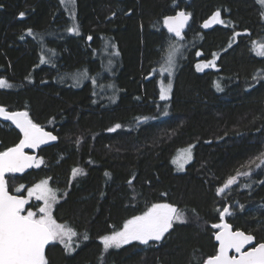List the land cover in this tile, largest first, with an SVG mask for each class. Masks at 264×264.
Listing matches in <instances>:
<instances>
[{
    "label": "trees",
    "instance_id": "obj_1",
    "mask_svg": "<svg viewBox=\"0 0 264 264\" xmlns=\"http://www.w3.org/2000/svg\"><path fill=\"white\" fill-rule=\"evenodd\" d=\"M263 6L74 0L69 13L62 0H0V79L11 85L0 87V104L58 136L39 166L7 176L8 188L20 194L49 180L54 218L79 235L70 253L51 243L48 264H204L218 253L213 226L225 207L234 229L264 242V56L253 50L264 39ZM180 9L193 19L177 38L164 18ZM217 11L224 23L203 27ZM172 47L173 89L163 100L155 71ZM201 62L214 66L201 71ZM20 139L0 121V152ZM186 148L191 160L181 167ZM154 203L176 205L185 221L162 240L104 250L101 237Z\"/></svg>",
    "mask_w": 264,
    "mask_h": 264
},
{
    "label": "snow or ice",
    "instance_id": "obj_2",
    "mask_svg": "<svg viewBox=\"0 0 264 264\" xmlns=\"http://www.w3.org/2000/svg\"><path fill=\"white\" fill-rule=\"evenodd\" d=\"M261 3H264V0H261ZM189 16L190 14L180 11L174 16L165 17L164 24L168 32L173 33L177 38H182V31L189 20ZM210 23H224L220 19L219 11L213 14L210 21H205L203 27L208 28ZM69 31L74 32L77 29L73 27ZM253 43L255 44V42ZM176 50L178 49L175 47L171 48L166 60L167 67L163 69L169 75L175 68L173 52ZM253 50L256 51L257 55L264 56V44H260ZM41 62H44L43 57ZM213 66L212 62L204 65V67ZM197 68L202 70L200 65H197ZM10 86L5 80L0 79V87ZM217 87L219 88V85ZM170 88L171 84L168 88L161 89V99L168 98ZM0 116L11 120L23 133V139L20 140L19 144L0 152V264H48L45 257V246L52 241L59 240L67 250H71V237L76 235L71 228L57 223L52 215V207L57 201L55 191L48 187L47 180L29 188L28 197L35 196L37 200L44 202V206L38 209L39 216L33 211H27V214L24 215L22 213L25 211L28 199L10 195L4 177L6 173L23 172L26 168L31 167L33 162L37 166L42 163V161H37L35 157L27 155L24 148H36L48 140H56L57 137L33 123L26 111L9 113L0 107ZM112 130L110 129V131ZM188 158H190V151ZM257 159L261 164H264V153H261ZM180 166L183 167L182 164ZM79 171L73 169V176L77 175ZM239 175H248V173L238 172L237 176ZM237 176L228 178L219 191L222 192L235 183ZM19 190L18 188L17 191ZM225 214H229L228 207L223 209L221 216L223 217ZM183 220V213L174 205L154 203L143 214L127 220L120 231H115L100 239L105 251L113 247L119 248L132 241L148 244L150 240H161L164 234L172 228L174 221L183 222ZM213 227L222 229L216 234V240L220 242V247L218 254L208 258L206 264H264V243H259L247 251H242L245 245L253 241L252 235L242 231L233 232L228 224H217ZM84 239H88L87 235L84 236ZM230 249H234L239 255L230 256L228 254Z\"/></svg>",
    "mask_w": 264,
    "mask_h": 264
},
{
    "label": "rangeland",
    "instance_id": "obj_3",
    "mask_svg": "<svg viewBox=\"0 0 264 264\" xmlns=\"http://www.w3.org/2000/svg\"><path fill=\"white\" fill-rule=\"evenodd\" d=\"M62 2L65 5V7L67 8V10L69 11V13H72L73 12V8H74V0H62ZM255 44H256L255 45V48L258 47L260 44H264V39L257 40V42H255ZM173 56H174V59H176V56L175 55H173ZM166 60H165V62L160 67H158L157 71H155L157 74L160 75V78H159L160 92H161V89L162 88H168L169 84H171L170 91L168 92V98L167 99H163V100H168V99L171 98L172 89H173L172 87H173L174 77H175V71H176V67L173 69V71H172V73L170 75L167 72L163 71V69L167 67ZM175 62H176V60H175ZM207 63H209V62H201V63L198 64L202 68L201 71H203L206 68V67H204V65L207 64ZM176 65H177V63H176ZM207 68H211V67H207ZM89 73H90V71H88L86 73V75L89 76ZM43 127L45 128V126H43ZM118 128H120V126L119 127L115 126L113 128V130H117ZM189 151H190V158H188ZM190 160H191V149L190 148H186V149L181 150L178 153L177 158H176L177 163L179 165L182 164L183 166L186 165ZM38 161H41V158L40 157L38 158ZM36 166H37V164H36ZM177 169L179 171H182V169L179 168V167H177ZM41 181H43V180L34 182L33 184L29 185L28 187L22 186V187L19 188L20 189L19 190V193L20 194H18V195H21V193L24 192V194H22V196H24L26 199H28V203L26 204L25 211L23 212L24 215L27 214V211H33V212L37 213V216H39L38 209L40 207H43L44 206V202L42 200H37L35 196L28 197V189L31 188V187H33L34 185H36L37 183H39ZM47 181H48V187H50L52 189V187L50 186L49 180H47ZM56 197H57V194H56ZM57 201H58V199H57ZM56 202L54 203V205L52 207V215H53V210H54V207H55ZM53 217H54V215H53ZM184 218H185V216H184ZM183 221H185V219ZM176 222L177 221H174L173 222V226H172V228L169 229V231H171L174 228V225H175ZM57 223H59V222L57 221ZM60 224H62V223H60ZM68 228H70V227H68ZM72 230H74V229H72ZM219 230H220V228H219ZM75 233H76V235L71 237V250H67L65 248V245L62 244L59 240L53 241L52 243L61 244L65 248V250L70 253V252H72L74 250L76 244H79V242H80L78 240V237H79L78 233L76 231H75ZM167 233H165L164 236H166ZM163 237L161 238V240L163 239ZM152 241L153 240H150L148 243H150ZM134 242H139V241H132L129 244L134 243ZM139 243H141V242H139ZM124 245H128V244H124ZM124 245H122V246H124Z\"/></svg>",
    "mask_w": 264,
    "mask_h": 264
},
{
    "label": "water",
    "instance_id": "obj_4",
    "mask_svg": "<svg viewBox=\"0 0 264 264\" xmlns=\"http://www.w3.org/2000/svg\"><path fill=\"white\" fill-rule=\"evenodd\" d=\"M180 11H183V12H185V13L190 14V16H189V20L187 21V24L185 25V27H184V29H183V31H182V35H183V34H185V32L188 30V28H189V26H190V24H191V22H192L193 16H192V14L189 13L186 9H180V10H178L177 12H180ZM177 12H176V13H177ZM176 13H174V14H170V15H168V16H174V15H176ZM164 27H165V29L168 31V29H167V27L165 26V24H164ZM170 34L173 35V36H175L173 33H170ZM0 107H3V108H4L7 112H9V113H11V112H23V111H26V112L28 113V117H29V119H31V120L33 121V123L39 125L41 128L44 129V131H46V132H51L52 135H54L55 137H57L56 140H48V141H46V143L41 144V145H39V146L36 147V148H28V147H25V148H24V152H25L27 155H30V156L35 157V159L38 161L40 150H41L42 148L46 147V146H49V145L54 144L55 142H57V140H58V136H57L53 131H49V130H47L46 128H44L42 125L36 123V122L31 118V116H30V114H29V112H28L27 110H25V109H20V110H14V111H11V110L7 109L4 105H1V104H0ZM0 121H1V122H4V123H8V124H10L12 127H14V128L20 133V135H21V139H23V133L20 131L19 128L16 127V125H15L11 120H7V119H5L3 116H0ZM21 139H20V140H21ZM19 142H20V141H19ZM19 142H18L17 144H19ZM17 144H15V145H13V146H10V147H14V146H16ZM10 147H9V148H10ZM7 149H8V148H7ZM7 149H6V150H7ZM4 151H5V150H4ZM1 152H3V151H1ZM35 166H36V163L33 162V163H32V166L29 167V168H26L23 172H17V173H6L4 178H5V180L7 181V176H8L9 174L22 175V174H25V173L31 171L33 168H35ZM7 187H8V182H7ZM8 192H9L10 195L22 196V195H18V194H14V193H12V192L9 190V188H8ZM22 197L25 198L24 196H22ZM174 206L177 207L176 205H174ZM25 207H26V205H25ZM22 214H23V213H22ZM226 216H227V214H225V215L222 217V218H223L222 224H228V225H230L231 231H233V232H235V231H242V232H244L245 234H250V235H252V236L254 237L253 241H251L250 244L245 245V246H244V249H242V251H247V250H249L251 247H255V246H257L259 243H264V242H259V243H258L257 240H256V237H255L253 234H251V233H247V232H245L244 230H241V229H234V227H233V226L227 221ZM220 231H222V229H220L217 233H219ZM217 233H216V234H217ZM215 240H216V235H215ZM52 242H53V241H52ZM52 242H50L48 245L45 246V257H46V259H47V256H46V255H47V249H48L49 245H50ZM216 242H217V244H218V251H219L220 242H219L218 240H216ZM217 254H218V253H217ZM228 254H229L230 256H238V255H239L238 253L235 252L234 249H230L229 252H228ZM214 256H215V255H214ZM211 257H213V256H211ZM208 258H210V257H208ZM208 258H207V259H208ZM207 259L205 260L204 264H206Z\"/></svg>",
    "mask_w": 264,
    "mask_h": 264
}]
</instances>
